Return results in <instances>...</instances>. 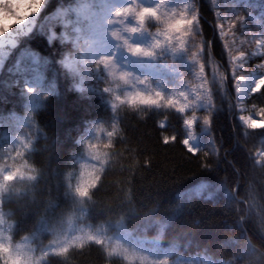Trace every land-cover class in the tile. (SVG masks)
I'll return each mask as SVG.
<instances>
[{"label": "trees", "instance_id": "1", "mask_svg": "<svg viewBox=\"0 0 264 264\" xmlns=\"http://www.w3.org/2000/svg\"><path fill=\"white\" fill-rule=\"evenodd\" d=\"M70 3L72 0H46L34 30L18 36L17 46L4 55L6 62L0 73V165L13 163L7 153L13 144L19 146L16 137L31 136L35 150L30 155L26 153L25 159L37 169L38 176L32 184L18 178L9 192L0 197L3 201L0 212L5 214L3 219L13 226L8 232L6 225L0 224V231L11 238L13 246L20 244L34 249L52 242L53 229L61 226V218L68 230L70 215L73 228L116 231L117 215L101 214L99 210L115 205L117 198L128 191L129 180H132L134 203L140 215L130 214L125 227L133 237L145 241L159 239L162 249L172 248L173 254L167 257L169 264H183L198 256L211 260L231 258L242 247L236 243L241 237L237 221L241 211L247 212V207L239 208L230 202L227 191L238 187V199L252 195L258 205H264V168L254 164L255 152L264 147V129H247L241 123L231 83L225 91L217 90L213 97L216 110L210 117L211 136L203 135L200 147L211 153V149L204 146L213 140L217 154L207 157L203 151L187 152L181 142L187 138V129L174 109L141 111L122 106L119 127L128 144L114 146L116 163L102 176L103 188L94 196L97 209L90 216L87 211L83 214L73 211L65 191L69 183L74 188L79 179L80 164L87 160L86 145L80 140L86 138L89 130L98 123L109 130L112 113L110 98L101 91L107 86L104 81L107 74L98 71L94 64L84 68L83 77L71 76L61 63L64 56L72 52L71 44L59 38L53 41L48 38L44 21L60 6ZM198 3L203 38L213 42L211 51L215 63L222 66L223 74L227 56L223 54L222 41L213 28L215 10L210 7V0H198ZM249 25L256 29L251 23ZM26 53L38 56L36 68L27 73L15 72L17 63L24 60ZM262 62V58L252 60L242 74H249ZM78 83L82 84L80 88ZM30 84L35 90L31 102L25 91ZM230 105L235 107L230 108ZM245 105L247 113L259 115V109L264 108V89L252 94ZM29 115L35 121L34 125L25 124ZM161 123L166 126L161 128ZM37 128L40 130L38 138ZM100 135L106 139L104 132ZM163 136H175L176 140L165 145ZM128 147L135 151L125 152ZM145 161L150 163L146 166ZM23 162L15 161L17 164ZM204 164L210 167L205 169ZM202 184L208 187L197 192ZM153 208L156 211L152 217L142 219L144 213ZM259 212L260 208H257L256 213ZM166 218H171V223L161 236L159 225L153 221L163 222ZM109 219L111 224H105L104 221ZM243 227L247 238L264 252V228L258 216ZM76 234L79 235V231ZM51 264H58V258L52 257ZM70 264L125 262L120 257L107 258L98 246L92 245L86 246L82 254L79 250L73 254ZM135 264H139V260ZM242 264H249L248 258Z\"/></svg>", "mask_w": 264, "mask_h": 264}, {"label": "snow or ice", "instance_id": "2", "mask_svg": "<svg viewBox=\"0 0 264 264\" xmlns=\"http://www.w3.org/2000/svg\"><path fill=\"white\" fill-rule=\"evenodd\" d=\"M43 4L44 0H0V9L5 16L3 24H0V47L4 43L15 47L14 29H20L30 17L39 14ZM227 4L228 10L224 14L215 11L216 19L213 21L215 34L224 41L223 54L228 57L227 64L223 66V74L222 66L215 63L211 51L213 42L203 38L198 0H188V3L179 9L169 7L168 0H158L154 6H145L137 3V0H128L120 7L113 6L110 18L106 17L104 20L109 26L106 30L107 35L115 42L112 55H101L97 58L91 54L95 39L91 35H85L79 28L75 30L77 35L72 39V47L77 49L79 54L75 56L72 53L66 54L61 63L73 77H83L84 68L81 65L89 61L96 65L98 71H107V77L104 78L107 86L101 91L110 98L112 115L109 130H105L98 123L89 130L86 138L80 140L82 145H86L87 160L80 164L81 171L74 188L69 183L65 191L74 212L83 214L87 211L90 216L92 211L97 209L94 196L103 188L102 176L111 171L116 163L114 146L117 143L128 144L119 127L122 106L141 111L174 109L187 129V138L181 142L188 153L195 154L203 151L198 144L192 143L198 139L194 129L201 122L196 113L200 109L206 112L202 118L204 127L201 131L211 136L210 117L216 110V105L211 101L217 90L223 92L231 83L236 93V106H239L249 94L264 89V73L252 72L248 76L242 74L254 58L264 59V24H261L257 31L250 30L245 23V16L237 11L240 5L236 0H227ZM210 7L216 10L223 5L219 0H210ZM151 28H155V31H150ZM28 31H31V28H28ZM20 34H22L20 31L15 33ZM63 38L68 40L69 36L64 34ZM236 44H240V47L237 48ZM245 44H255V48L247 51ZM120 52L126 53L138 62L158 65L161 71L172 77L174 85L172 88L177 91L170 94L168 82L164 79H157L154 82L149 75H138L128 70L127 64H120L117 61V54ZM0 55L4 54L0 52ZM185 60L193 66L190 76L183 70ZM213 67L214 70H211ZM256 68L264 69V62L257 64ZM80 90L84 91L83 88ZM25 91L29 94L31 102L35 90L27 87ZM232 107L235 106L230 105V108ZM244 110L240 108L241 112ZM31 112L30 109L29 113ZM258 114L264 117V108L259 109ZM239 120L247 129H264V121L257 122L251 116L240 115ZM25 124H35L31 115L27 117ZM159 126L164 128L166 125L161 123ZM101 132L106 134V139L101 137ZM36 135L37 138L40 135L38 128ZM16 140L19 141V146L13 144L12 150L7 153L13 163L6 162L0 165V197L9 192L10 186L15 184L18 178L25 179L29 184L37 180V169L31 167L25 159L26 153L30 155L35 150L31 136L24 139L16 137ZM175 140V136H163L165 145ZM204 148L211 149V153L203 151L205 157L217 154L213 140ZM133 151L135 150L131 147L125 149L127 153ZM18 159L24 162L15 163ZM149 163L145 161L146 166ZM254 164L264 168V147L255 152ZM203 167L207 169L210 165L204 164ZM131 183L132 180H129L128 191L117 198L118 202L115 205L99 210L101 214L110 212L117 215L116 231L112 229L84 231L73 228V217L70 215L67 219L68 230H65L64 220L61 218V226L53 229L52 242L36 249L20 244L13 246L11 238L4 231H0V264H51L52 257L58 258V264H70L73 254H77L78 250L79 254H82L86 246L92 245L98 246V250L107 258L120 257L125 264H135L136 260H139V264H169L167 257L173 254L172 248L162 249L159 239L145 241L133 237L125 227V221L130 214L140 215L134 203L135 194ZM206 187L208 186L202 184L197 192ZM227 196L230 202L239 208L247 207V212L241 211L237 221L241 227V237L236 243L242 244V247L228 259L211 260L198 256L185 260L183 264H242L245 258H248L249 264H264V252L259 251L247 238L243 227L254 216H258L259 223L264 228V205H258L252 195L245 196L243 200L238 199V187L227 191ZM257 208H260L259 213H256ZM155 211V208L147 210L142 219H150ZM4 215L0 212V224H5L7 231L11 232L13 226L7 224L3 219ZM153 222L159 225L162 236L165 228L169 227L171 218H166L163 222L161 220ZM104 223L110 225L111 220H105ZM77 231L79 235L76 234ZM146 244L151 247H147ZM235 246L234 244L233 247ZM161 255L163 259L159 258Z\"/></svg>", "mask_w": 264, "mask_h": 264}, {"label": "rangeland", "instance_id": "3", "mask_svg": "<svg viewBox=\"0 0 264 264\" xmlns=\"http://www.w3.org/2000/svg\"><path fill=\"white\" fill-rule=\"evenodd\" d=\"M45 1L46 0H44V4L39 14L30 17L29 20L26 22V24L21 26L20 29H14L13 35L15 36V47L17 46L18 36L28 35L34 30L36 23L40 18L42 10L45 6ZM117 2L120 3L121 6H124L128 2V0H72V3L64 4L63 6H60L54 12L53 15L48 16L47 20L44 21V24L48 29L49 40L53 41L54 39L59 38L60 40L66 43H70L72 46V39L75 38V36L77 35L75 30L79 28L85 35H91L95 39V44L93 46L91 54L95 55L97 58L101 55H112L113 49L115 47V42L112 41L111 37L107 35L106 30L108 29L109 26H107L104 23V20L106 17L110 18V10L113 6H116ZM219 2L223 5V7L218 8L215 11H220L221 14H224L228 10L227 0H219ZM137 3H141L145 6H154L156 3H158V0H137ZM185 3H188V0H168V6L176 7L177 9H179ZM236 3L240 5L237 11L239 12L240 15L245 16L246 18L245 23L248 25L249 29L252 31H257L260 25L264 24V2L262 0H236ZM246 5H252V6L247 7ZM83 6L86 7V9L82 13H80V10ZM163 10L164 9H162V11ZM4 20H5V16L3 10L0 9V24H3ZM249 23L254 25L256 29L255 30L252 29ZM28 28H31V31H28ZM18 31L22 32V34L15 35V33ZM150 31L154 32L155 28H151ZM64 34H67L69 36L68 40H64L63 38ZM238 35H239V31H238ZM221 41L223 44L224 41L223 40ZM228 42L229 43L231 42L230 38ZM15 47H11L7 43H4L3 46L0 47V52L6 55V53H9ZM236 47L239 48L240 44H236ZM244 47L247 51H252L255 48V44H251V45L245 44ZM71 49L72 52H78V50L74 49L73 47ZM4 55H0V73L6 62V57H4ZM73 55L75 56V54ZM256 58H260V57H256ZM117 61L120 64H127L128 70L138 75H149L154 82L157 79L166 80L168 82V87L170 88V94L172 92L177 91V89L172 88L174 86L172 83V77L168 73L161 71L158 65H150L147 62H143V63L138 62L135 58L129 57L124 52H120L117 54ZM38 62H39V58L36 54L26 53L24 54V60L22 59L17 63L15 72L27 73L28 70L35 69ZM183 63H184L183 70L185 71L186 75L190 76L192 73L193 66L190 63H188L186 60ZM90 65H94V63L89 61L87 64L81 65V67L86 68ZM104 72L107 74L106 70ZM252 72L264 73V69H257L255 67V69L252 70L250 73ZM249 74L245 76H248ZM30 85H31L30 87L32 88V84ZM77 86L80 88L82 84L78 83ZM252 94L254 93L249 94V96L244 99L243 103L237 106L238 111L241 113V115L251 116L255 121L262 122L264 121V119L261 116L254 113L246 112L245 102ZM211 102L213 103V100ZM240 108H243L245 110L241 112ZM196 114L200 118L201 122L194 129L198 139L196 141H192V143L201 146L202 137L203 135H206V133H203L201 131L204 127L202 124V118L206 114V112L203 109H200L197 111ZM252 130H261V129H252Z\"/></svg>", "mask_w": 264, "mask_h": 264}, {"label": "bare ground", "instance_id": "4", "mask_svg": "<svg viewBox=\"0 0 264 264\" xmlns=\"http://www.w3.org/2000/svg\"><path fill=\"white\" fill-rule=\"evenodd\" d=\"M116 6L120 7L121 5H120V3L117 2ZM85 9H86V7L83 6L80 10V13H82Z\"/></svg>", "mask_w": 264, "mask_h": 264}, {"label": "clouds", "instance_id": "5", "mask_svg": "<svg viewBox=\"0 0 264 264\" xmlns=\"http://www.w3.org/2000/svg\"><path fill=\"white\" fill-rule=\"evenodd\" d=\"M72 54L78 55L79 53L78 52H72Z\"/></svg>", "mask_w": 264, "mask_h": 264}]
</instances>
